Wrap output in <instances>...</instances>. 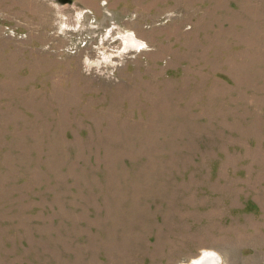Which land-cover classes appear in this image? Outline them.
Returning <instances> with one entry per match:
<instances>
[{
    "label": "rangeland",
    "instance_id": "rangeland-1",
    "mask_svg": "<svg viewBox=\"0 0 264 264\" xmlns=\"http://www.w3.org/2000/svg\"><path fill=\"white\" fill-rule=\"evenodd\" d=\"M264 264V0H0V264Z\"/></svg>",
    "mask_w": 264,
    "mask_h": 264
},
{
    "label": "water",
    "instance_id": "water-1",
    "mask_svg": "<svg viewBox=\"0 0 264 264\" xmlns=\"http://www.w3.org/2000/svg\"><path fill=\"white\" fill-rule=\"evenodd\" d=\"M214 254H215V256L212 255L213 258H215L217 260V264H220L221 258L216 253H214ZM209 256H211V255H209V254L208 255L207 254H202L197 260H194L192 262V264H203L205 262L206 258L209 257Z\"/></svg>",
    "mask_w": 264,
    "mask_h": 264
},
{
    "label": "bare ground",
    "instance_id": "bare-ground-1",
    "mask_svg": "<svg viewBox=\"0 0 264 264\" xmlns=\"http://www.w3.org/2000/svg\"><path fill=\"white\" fill-rule=\"evenodd\" d=\"M214 253L215 252H212V251H205V252H203L202 254H207V255L209 254V255H211V256H209V257L206 258V260H205V262L203 264H217V260L215 258H213V256H212V255L215 256Z\"/></svg>",
    "mask_w": 264,
    "mask_h": 264
},
{
    "label": "clouds",
    "instance_id": "clouds-1",
    "mask_svg": "<svg viewBox=\"0 0 264 264\" xmlns=\"http://www.w3.org/2000/svg\"><path fill=\"white\" fill-rule=\"evenodd\" d=\"M217 255H219V253H217ZM222 264H223V260H222Z\"/></svg>",
    "mask_w": 264,
    "mask_h": 264
}]
</instances>
